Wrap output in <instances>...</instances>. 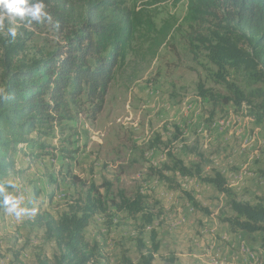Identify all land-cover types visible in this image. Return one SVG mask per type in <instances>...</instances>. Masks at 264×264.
Wrapping results in <instances>:
<instances>
[{
    "label": "rangeland",
    "instance_id": "rangeland-1",
    "mask_svg": "<svg viewBox=\"0 0 264 264\" xmlns=\"http://www.w3.org/2000/svg\"><path fill=\"white\" fill-rule=\"evenodd\" d=\"M110 1L127 15L131 35L126 58L116 70L104 110L95 121L85 117L65 121V136L41 139L55 149H78L73 156L59 151L54 152L55 158L42 155L30 159L23 152L15 155L16 166L28 169L19 178H6V192L23 196L20 207L27 211L17 216L0 204V264H38L39 253L53 256L55 243L44 242L42 229L30 223L39 205L54 215L62 212L75 192L71 175L87 181L92 178L97 185L107 180L114 193L123 189L132 195L140 188L147 199L159 202L164 220L156 219L154 223L161 245L153 264H180L176 261L182 255L192 256V243L199 244L203 238L204 245H195L205 260L203 264H214L215 260V264H242L228 259L222 248L225 246L237 248L250 264H264L259 239L239 233L236 248L226 239L230 227L219 219L231 215V209L223 193L195 178L178 177L182 187L209 209L210 214H205L149 170L150 166L160 168L168 162L170 150L187 166L200 164L204 175H212L213 168L222 171L239 199L253 202L256 197H264V124L248 119L246 104L238 108L233 101L200 97L199 85L227 97L232 96V88L245 90L246 85L232 68L219 71L207 60L202 66L194 58L189 50L188 0H30L22 7L32 8L41 2L44 5L42 11L47 16L39 22L30 14L21 18L0 8V61L9 46L15 47V60L27 61L51 53L79 29L92 11ZM12 27L17 29L15 38L8 31ZM1 73L0 64V77ZM67 137H73L71 142L75 144L61 141ZM103 223L98 215L86 230L87 239L105 243L110 264L120 263L121 248L127 249L129 257L139 264L131 220L109 231ZM207 233L220 242L218 255L205 251L210 248L204 235ZM184 261L191 264L188 259Z\"/></svg>",
    "mask_w": 264,
    "mask_h": 264
},
{
    "label": "trees",
    "instance_id": "trees-1",
    "mask_svg": "<svg viewBox=\"0 0 264 264\" xmlns=\"http://www.w3.org/2000/svg\"><path fill=\"white\" fill-rule=\"evenodd\" d=\"M188 2L189 50L194 58L202 66L207 60L219 71L232 68L246 85V91L232 88L230 97L199 85L200 97L233 101L238 108L246 104L248 119L264 124V0ZM111 3L114 1L91 10V16L79 29L42 57L15 60V47L5 49L0 61V184L5 189L6 178H19L28 169L16 166L17 153L23 152L30 159L42 155L55 158L56 151L73 156L78 149H55L41 139L58 140V136H65V121L76 122L81 117L95 121L103 112L116 70L126 58L131 35L125 11ZM72 138L61 141L72 146ZM167 156L169 161L160 168L149 167L151 175L179 190L195 210L205 214H210L209 209L182 187L178 177L195 178L214 186L227 197L231 209V215L219 220L227 223L231 232L257 235L258 250L264 253V197H256L253 202L241 200L219 169L213 168L212 175H204L200 164L187 166L170 150ZM261 173L264 174V167ZM69 180L75 192L62 212L54 215L39 205L30 223L42 229L44 242L56 245L52 257L37 255L38 264H110L105 243L91 242L86 237V230L98 215L108 231L130 219L139 264H153L161 245L154 223L156 219L164 220L159 202L147 199L140 188L128 195L123 189L114 193L107 180L98 185L92 178L87 181L77 175L69 176ZM148 230L149 242L145 239ZM119 264H135L127 249L121 248Z\"/></svg>",
    "mask_w": 264,
    "mask_h": 264
},
{
    "label": "clouds",
    "instance_id": "clouds-1",
    "mask_svg": "<svg viewBox=\"0 0 264 264\" xmlns=\"http://www.w3.org/2000/svg\"><path fill=\"white\" fill-rule=\"evenodd\" d=\"M27 3L28 0H0V8H2L8 14L18 15L21 18H23L26 14H30L32 19L38 22L42 20V17L47 16V13L42 11V9L44 8L42 2L37 3L32 8L22 7ZM2 27L3 15L0 14V28ZM8 31L13 38L16 37L17 29L15 27L9 28ZM0 195L3 196L2 203L7 211L15 213L17 216H20L27 211L26 209L20 207V205L23 203V196L16 197L10 193H7L3 184H0Z\"/></svg>",
    "mask_w": 264,
    "mask_h": 264
},
{
    "label": "crops",
    "instance_id": "crops-1",
    "mask_svg": "<svg viewBox=\"0 0 264 264\" xmlns=\"http://www.w3.org/2000/svg\"><path fill=\"white\" fill-rule=\"evenodd\" d=\"M212 128H213V126H212ZM219 128H220V125L219 126H216V131H218ZM184 187H186V186L184 185ZM208 234L209 233L204 234V235L206 237V242L208 244H210V248H208V249L205 248V251H207L208 253H212V252L215 253V254L217 253V255H218V253L220 251L219 250L220 242L218 240H216V238L214 236L213 237L211 235L208 236ZM244 235L245 236H249L251 238H254L256 240L258 239V236L257 235H254V236H250V235H246V234H244ZM189 237H190V235H189ZM238 237H239V233H234V232H231V231L228 233V235H226V239L231 242L232 247H235V244H236V241H237ZM204 244H205L204 238H203L202 242L199 243V244L192 243V246H194V248L192 250L195 251L193 253V255H192L193 257L190 256L189 258H185V255H182V257L179 259V261L177 260L176 263L185 264V261L184 260L185 259L186 260L188 259L189 261H191V264H203V262H205V260L203 259L202 254L197 252V246L200 248ZM195 245H197V246H195ZM222 248L226 252V255H227V257H228L229 260H234L235 259V261H236L235 263L250 264L246 259L245 260L242 259L245 256H240L239 252H237V248L236 247H235L236 250H232L230 247L228 248L227 246H225V248L224 247H222ZM196 256H198L200 258V260L197 259ZM260 257H261V255H260ZM214 259H215V257L213 258V261H214ZM262 259L264 260L263 255H262ZM183 261H184V263H182ZM215 262H213V263L215 264ZM255 264H257V263H255Z\"/></svg>",
    "mask_w": 264,
    "mask_h": 264
},
{
    "label": "built area",
    "instance_id": "built-area-1",
    "mask_svg": "<svg viewBox=\"0 0 264 264\" xmlns=\"http://www.w3.org/2000/svg\"><path fill=\"white\" fill-rule=\"evenodd\" d=\"M223 123H224V121L221 122V124H223ZM215 261H217V260H215Z\"/></svg>",
    "mask_w": 264,
    "mask_h": 264
},
{
    "label": "bare ground",
    "instance_id": "bare-ground-1",
    "mask_svg": "<svg viewBox=\"0 0 264 264\" xmlns=\"http://www.w3.org/2000/svg\"><path fill=\"white\" fill-rule=\"evenodd\" d=\"M185 220V219H184Z\"/></svg>",
    "mask_w": 264,
    "mask_h": 264
}]
</instances>
